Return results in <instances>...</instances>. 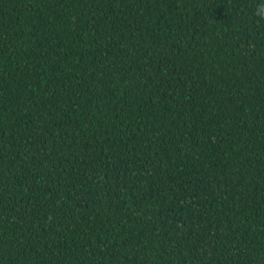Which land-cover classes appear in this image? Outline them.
I'll return each mask as SVG.
<instances>
[{
  "label": "trees",
  "instance_id": "trees-1",
  "mask_svg": "<svg viewBox=\"0 0 264 264\" xmlns=\"http://www.w3.org/2000/svg\"><path fill=\"white\" fill-rule=\"evenodd\" d=\"M0 264H264V0H0Z\"/></svg>",
  "mask_w": 264,
  "mask_h": 264
}]
</instances>
